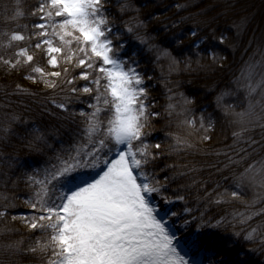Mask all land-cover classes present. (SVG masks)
Segmentation results:
<instances>
[{
  "label": "snow or ice",
  "instance_id": "6c2138e0",
  "mask_svg": "<svg viewBox=\"0 0 264 264\" xmlns=\"http://www.w3.org/2000/svg\"><path fill=\"white\" fill-rule=\"evenodd\" d=\"M113 7L112 0H37L34 11L29 13L35 20L34 31L28 35L11 34L8 48L12 53L0 56V63L13 70L31 66L36 79L52 90L41 102V115L47 113L57 121L51 132L47 126L16 131L15 124L28 123L19 115H11L0 126V144L15 135L31 151L46 154L50 150L49 160L55 161L27 178L32 195L25 203L30 215L11 218L20 221L30 242L25 246L22 234L21 239L2 245L0 250L10 257H32L35 264H202L197 254L207 228L226 232L228 227L249 225L254 217H261L257 227L249 225L251 231L241 230L249 241L264 236V74L257 80L256 64L248 65L243 82L246 107L242 111L225 105V97L232 95L231 91H221L216 97L217 107L231 117L233 140L225 151L212 149L214 155L223 159L210 167L223 180L231 177L234 187H225L220 180L210 183L190 176L198 169L167 163V159L173 153L207 155L203 145L213 140L209 132L214 122L210 115H202L198 121L185 118L180 124L186 131L172 135L174 142L167 146V152L160 143L147 142V129L154 128L153 117L161 115L151 103L147 80L152 77L137 70L138 61L132 60L126 66L127 62L120 58L123 46L114 44L119 30L113 32ZM128 11L139 12L133 0L119 4L120 13ZM202 23L209 27L211 21L205 19ZM145 27L144 21L138 20L135 29L127 27V32L148 44L139 34ZM191 36L201 43L208 38L196 30ZM212 38H217L214 30ZM219 41L223 43L224 38ZM13 42H24L26 46L17 51ZM182 43L179 41L177 46ZM149 50L157 60L167 59L170 71L181 65L166 48L149 44ZM37 52L46 55L47 64L56 70L33 66ZM224 60L213 52L211 63L202 68L211 71L219 65L222 70ZM80 80L86 82L84 86H78ZM81 95L94 101L88 105L91 112L72 109ZM195 104L194 98L181 94L180 107L185 114ZM175 107L168 105L169 115ZM257 129L260 140L254 137ZM50 137H56L59 147ZM254 156H259L255 162ZM241 167L243 171L237 172ZM97 168L100 172L95 175L88 171ZM177 177L190 179L191 183H177ZM174 183L177 186L172 188ZM193 188L198 204H202L198 215L186 206L188 190ZM246 188L252 189L250 200L244 199ZM3 199L7 201L8 197ZM178 202L185 205L180 211L175 210ZM235 203L243 205L245 211L234 209L218 216L209 213L211 206ZM9 206L6 204L5 208ZM0 219L6 220V212H0ZM177 220L184 229L197 230L181 241L176 235ZM0 231L19 229L5 223ZM239 234L234 231L232 236ZM234 243L232 238L219 239L212 249L215 259L208 264H229L228 251ZM15 264L21 261L18 259Z\"/></svg>",
  "mask_w": 264,
  "mask_h": 264
},
{
  "label": "trees",
  "instance_id": "16d2710c",
  "mask_svg": "<svg viewBox=\"0 0 264 264\" xmlns=\"http://www.w3.org/2000/svg\"><path fill=\"white\" fill-rule=\"evenodd\" d=\"M124 2L125 0H112L115 5L113 14L116 24L113 32L119 30V39H114V44L123 46L119 56L127 62L126 66L131 65L132 60H136L137 70L152 77L151 80H147L151 103L153 110L161 114L159 117H153L154 128L147 129L150 133L147 142L160 143L167 152V146L174 142L172 135L186 131L180 124L182 120L189 118L198 121L202 115H210L214 128L210 129L209 134L213 136V140L203 145L208 150V154L173 153L167 159V163L195 167L198 172L190 173V176L209 180L210 183L213 180H220L225 187L233 188L231 177L223 180L221 174L210 167L223 159L222 156L214 155L212 149L225 151L226 146L233 140L231 117L225 115L223 108L217 107L216 97L221 91H231L232 95L225 97V105H231L237 112L242 111L246 107L243 82L248 65L256 64L257 80L260 79L261 74H264L262 67L264 65V0H133L139 12L120 13L119 4ZM36 4L37 0H0V56L11 55L12 49L8 48L11 34L28 35L34 31L35 20L29 13L34 11ZM205 19L211 21L209 27L203 25ZM138 20L144 21L146 25L139 34L148 40V44H142L133 33L127 32V27L135 29ZM193 30L198 31L201 36L207 35V41L205 43L196 41V38L191 36ZM213 30L216 39L212 38ZM220 37L224 38L223 43H220ZM179 41L183 43L177 46ZM194 41L199 43V47ZM13 44L17 51L19 47L26 46L24 42H13ZM149 44H156L171 51L173 56L181 61L179 68L170 71V62L163 58L157 60L155 54L149 50ZM213 52L226 58L221 61L222 70L219 65L211 71L202 68L211 63ZM33 66L42 67L45 71L56 70L47 64V57L42 52L36 53ZM76 72H79V69ZM30 74L33 79L28 78ZM36 75L31 72V66L13 70L0 63V126L10 119L11 115H19L28 123L15 124L16 131L22 132L25 127L42 126H47L50 132L54 131L57 121L54 117L50 118L47 113L41 115L40 107L41 102L52 94V90L42 81L37 80ZM237 81L241 83L238 85ZM85 83L82 80L77 82L78 86H84ZM181 94L196 100L195 107L190 113L185 114L180 107ZM93 102L86 95H81L71 107L76 112H91L92 109L88 105ZM169 104L176 105L172 115L167 112ZM254 137L260 140L259 129L255 131ZM195 139L196 136L193 135L192 140ZM50 140L59 147L56 137H50ZM24 143L13 135L7 143L0 144V212H6V220L0 219V229H3L5 223L9 228L19 229L7 233L0 231V249L6 243L21 239L22 234L25 238V246L30 242L27 239L28 233L20 221H13L11 218L30 215L31 210L25 203L32 195L27 178L55 162L49 160L52 155L50 150H46V154L37 153L24 147ZM112 155L114 153H109V156ZM256 159H259V156H254L253 162ZM98 169L88 171L93 175ZM240 171H243V167L237 169V172ZM177 183H191V180L177 177ZM176 186L177 184L174 183L172 188ZM188 191L190 195L187 196L186 206L196 210L198 215L202 204H198L196 200L195 188ZM243 191L244 199L250 200L253 195L252 189L246 188ZM4 196L8 197L7 201L3 199ZM6 204L11 206L5 208ZM184 206L183 202H178L175 210L180 211ZM234 209L245 211L243 205L235 203L231 206H211L209 213L218 216ZM229 219L231 220V216ZM212 222L215 224V219ZM260 224L261 217H254L249 221L251 227ZM249 225L236 224L235 228L228 227L226 232L222 229H205L203 245L197 258L202 264H208L210 259H215L212 255L214 244L219 239L232 238L235 243L228 251L229 264H240L241 261L245 264H264V236L254 237L251 241L245 239V231H251ZM175 227L181 241L197 230L195 227L184 229L180 220H177ZM234 231L240 233L238 237L232 236ZM18 259L21 264H35L32 257H10L0 250V264H5L6 261L15 264Z\"/></svg>",
  "mask_w": 264,
  "mask_h": 264
},
{
  "label": "rangeland",
  "instance_id": "374dc122",
  "mask_svg": "<svg viewBox=\"0 0 264 264\" xmlns=\"http://www.w3.org/2000/svg\"><path fill=\"white\" fill-rule=\"evenodd\" d=\"M104 167V166H103ZM106 170V169H105ZM96 172H100V168L97 170V171H95V173ZM95 173L93 174V175H95ZM100 174H102V172L100 173ZM98 178V177H97ZM177 235V234H176ZM178 237V236H177ZM186 258H188V259H191V257H186Z\"/></svg>",
  "mask_w": 264,
  "mask_h": 264
}]
</instances>
